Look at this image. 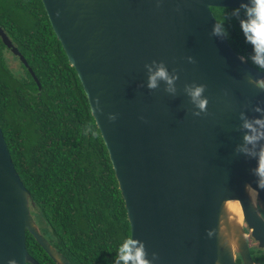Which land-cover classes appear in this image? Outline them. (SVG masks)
<instances>
[{
  "label": "water",
  "instance_id": "water-1",
  "mask_svg": "<svg viewBox=\"0 0 264 264\" xmlns=\"http://www.w3.org/2000/svg\"><path fill=\"white\" fill-rule=\"evenodd\" d=\"M40 2L106 149L129 238L143 243L150 264H235V253L241 264H257L244 240L235 253L221 243L219 223L224 203L237 201L250 237L264 249V220L245 195L248 186L264 207L254 173L264 141L245 145L241 119H264V89L257 86L264 74L212 34L210 11L243 9L248 0ZM0 40L38 87L1 28ZM160 65L177 77L174 91L163 80L147 87ZM201 85L203 112L188 95ZM25 233L55 264H69L38 233L0 130V264H38Z\"/></svg>",
  "mask_w": 264,
  "mask_h": 264
},
{
  "label": "trees",
  "instance_id": "trees-1",
  "mask_svg": "<svg viewBox=\"0 0 264 264\" xmlns=\"http://www.w3.org/2000/svg\"><path fill=\"white\" fill-rule=\"evenodd\" d=\"M210 11L232 51L264 74L240 30L244 9ZM0 28L38 82L37 87L19 61L24 76L9 70V50L0 40V130L28 192L30 216L70 264H116L118 246L129 238L123 202L82 87L40 0H0ZM25 248L39 263L42 257L50 262L27 233ZM249 253L254 263L264 264L262 251Z\"/></svg>",
  "mask_w": 264,
  "mask_h": 264
},
{
  "label": "clouds",
  "instance_id": "clouds-1",
  "mask_svg": "<svg viewBox=\"0 0 264 264\" xmlns=\"http://www.w3.org/2000/svg\"><path fill=\"white\" fill-rule=\"evenodd\" d=\"M244 9L245 18L240 20V30L245 38V42L252 46L253 56L252 61L255 65L264 69V0H248L247 4H242ZM233 15L239 16V10H235ZM212 34L215 36H227L226 30L223 28L222 23L214 25ZM177 77L169 76V73L160 65L157 70L152 73L148 78L149 89L157 87V81L163 80L168 85V91H174L173 83ZM260 89H264V81H260L257 85ZM205 87L203 85L193 87L188 90V95L191 97L192 102L201 111L207 108L208 100L201 98ZM255 111L261 112L260 108ZM199 115V112L194 113ZM241 119L244 121L242 127L247 130L248 134L243 137L245 145H251L253 148L260 141H264V119L248 120L243 114ZM98 135V133H97ZM245 154L249 153L247 148H241ZM257 167L254 169L255 175L259 177L258 187L264 189V146L256 153ZM139 243V246L136 245ZM146 251L143 243L126 238L118 246L116 264H150L146 259ZM153 258H158L156 253H153ZM8 264H17L15 260L8 261Z\"/></svg>",
  "mask_w": 264,
  "mask_h": 264
},
{
  "label": "bare ground",
  "instance_id": "bare-ground-1",
  "mask_svg": "<svg viewBox=\"0 0 264 264\" xmlns=\"http://www.w3.org/2000/svg\"><path fill=\"white\" fill-rule=\"evenodd\" d=\"M245 195L247 196L250 204L258 210L256 203L255 191L250 187H245ZM243 229V220L240 207L237 201H227L223 205V216L219 223V237L231 253L237 251V241L240 239L247 243V235L240 233Z\"/></svg>",
  "mask_w": 264,
  "mask_h": 264
},
{
  "label": "rangeland",
  "instance_id": "rangeland-1",
  "mask_svg": "<svg viewBox=\"0 0 264 264\" xmlns=\"http://www.w3.org/2000/svg\"><path fill=\"white\" fill-rule=\"evenodd\" d=\"M4 57H5L6 64L8 65L9 70L11 72L17 73V75H19V76H24V71L21 69V66H20L18 60L10 52H8V53L7 52H4ZM257 212L260 213L261 216L264 219V207L262 205H259L258 204V210H257ZM31 217L33 219V216L32 215H31ZM33 221L35 222V219ZM36 226H37V224H36ZM243 231L246 233V235L248 237L247 245L249 247V250L255 251V249H258L257 246H256V242L253 241L252 238L250 237L249 231L246 228V226H245L244 223H243ZM258 250H260V251H262L264 253V249H258ZM234 258H235V262H236V259L239 258L236 253L234 254Z\"/></svg>",
  "mask_w": 264,
  "mask_h": 264
},
{
  "label": "flooded vegetation",
  "instance_id": "flooded-vegetation-1",
  "mask_svg": "<svg viewBox=\"0 0 264 264\" xmlns=\"http://www.w3.org/2000/svg\"><path fill=\"white\" fill-rule=\"evenodd\" d=\"M260 216H261V214L260 213H258ZM262 217V216H261ZM263 218V217H262ZM33 220V219H32ZM264 220V219H263ZM34 222V221H33ZM34 225H35V227H36V229H37V231H38V233L40 234V235H42L41 233H40V231H39V229H38V227L36 226V224H35V222H34ZM43 236V235H42ZM43 238L45 239V237L43 236ZM46 240V239H45ZM247 240H248V238H247ZM47 241V240H46ZM48 242V241H47ZM49 243V242H48ZM249 248V247H248ZM41 249V248H40ZM46 255V254H45ZM48 257V256H47ZM38 264H55L53 261H51V259H49L50 260V262L48 261V260H46V259H44V257H42V259H41V261H42V263H39L35 258H33ZM68 262V261H67ZM69 263V262H68ZM70 264V263H69Z\"/></svg>",
  "mask_w": 264,
  "mask_h": 264
}]
</instances>
